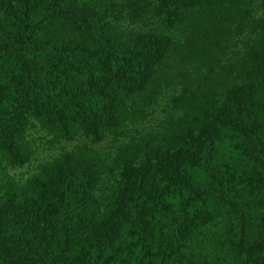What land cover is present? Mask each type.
<instances>
[{"label":"trees","instance_id":"16d2710c","mask_svg":"<svg viewBox=\"0 0 264 264\" xmlns=\"http://www.w3.org/2000/svg\"><path fill=\"white\" fill-rule=\"evenodd\" d=\"M0 264H264V0H0Z\"/></svg>","mask_w":264,"mask_h":264}]
</instances>
